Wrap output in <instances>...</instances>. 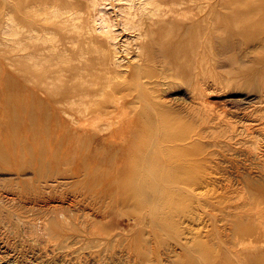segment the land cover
<instances>
[{
	"label": "rangeland",
	"instance_id": "obj_1",
	"mask_svg": "<svg viewBox=\"0 0 264 264\" xmlns=\"http://www.w3.org/2000/svg\"><path fill=\"white\" fill-rule=\"evenodd\" d=\"M42 1L49 2L47 8L60 4L59 0ZM77 1L85 31L91 28L95 13L88 0ZM181 1L185 4L171 14L167 26L164 28L162 16L155 17L154 35L142 40L149 44L153 59L146 67L152 78L147 89L152 100L144 106L141 99L127 98L128 104L120 110L109 109L107 123L93 118L92 129H87L91 135H104L112 121L118 124L134 119L149 144L161 132L155 114L166 118L176 133L190 137L186 144L189 156L184 161L189 167L184 173L189 185L181 196L157 207L165 215L169 212L175 227L169 228L157 218L150 204L143 210L131 204L107 208L106 201L100 205L82 199L76 194L80 178H71L72 166L64 163L55 167L59 177L54 173L52 178L63 179L65 186L43 190L35 201L9 202V192L37 177L29 170L22 174L11 170L13 159L18 164L26 162L20 156V148L26 144L19 141L9 146L0 129V264H255L256 257L247 263L246 253L264 256V0ZM97 2L108 9L111 19L126 5L124 1ZM197 2L202 5L201 13ZM37 5L38 0H0V100L9 96V116L0 102V122L5 125L10 115L25 118L27 103L50 113L52 103L74 84L71 70L79 68L83 77L87 75L86 60L75 54L76 30L71 18L61 13L60 18L54 17L49 10L47 15L38 14ZM114 30L116 42H129L130 50L119 54L116 64L107 60L105 73L94 67L93 73L102 77L127 71L129 64L138 61L133 53L135 34ZM161 32H168L175 45L196 42L198 48L176 54L177 61L166 66L162 63L166 57L161 51ZM86 36L98 37L97 33ZM93 57L99 58L97 54ZM83 84L89 88V81ZM14 98L16 102L11 103ZM93 99L102 100L98 96ZM147 105L153 109L149 111ZM57 109L70 110L66 106ZM62 117L69 121L66 115ZM61 152L51 155L59 157ZM194 182L200 188H194ZM35 186H43V182ZM194 191L204 192V197H196ZM171 192L178 193L175 188ZM50 205L62 208L66 218L72 214L84 217V222H75L78 229L84 224L83 228L37 241L32 229L43 213L37 217L31 210L44 212ZM242 241L250 243L251 249L237 245ZM185 243L189 248L200 245L204 252L192 254L184 249Z\"/></svg>",
	"mask_w": 264,
	"mask_h": 264
},
{
	"label": "bare ground",
	"instance_id": "obj_2",
	"mask_svg": "<svg viewBox=\"0 0 264 264\" xmlns=\"http://www.w3.org/2000/svg\"><path fill=\"white\" fill-rule=\"evenodd\" d=\"M59 1L60 4L56 8L52 4L47 8L49 2L38 0L36 13L43 15L50 13L58 18H60L59 13H61L71 18V27L76 30L74 35L76 43L74 45L77 53L75 54L78 55L79 59L86 60L87 75L86 78L83 77L78 70L79 68L75 69L77 71L71 70V80L74 84L71 88H65L62 91L63 97L60 100H55L52 103L53 108L50 113L42 111L35 104L27 103L24 107L26 110L25 118H20V115L15 117L13 114L14 116L10 115L12 118L9 119V124L5 125V123L0 122V129L9 146L15 145L19 141L26 144L20 148L21 159L24 158L26 162H22L21 165L13 159L10 163L11 170L17 173L21 172V174L25 170H29L37 177V180L33 182L17 185L14 190L9 192L6 199L8 198L9 202L23 201L25 198L35 201L41 198L43 190L55 191L54 186H65L66 183L63 179L52 177L54 173L59 172V169H55V167L63 163L64 165L70 164L72 166L69 173L71 178H80L78 180L80 190L76 194L82 196V199H93L100 205L106 201L107 208L119 204H131L143 210L146 205L150 204L156 210V217L167 222L169 228H174L175 223L169 218V212L165 215L158 211L157 207L168 202L169 198L172 200L175 196H181L186 191L185 186L189 185L186 183L188 180L184 178V173L189 167L184 165V161L189 156V149H187L186 144L188 141L190 142V137L176 133L168 120L164 117L156 118L153 110H151L154 114L153 118L161 125V128L159 127L161 132L149 144L146 134L140 133L139 124L134 119L127 120L126 118V121L120 122L114 119V122H118L115 124L111 120L114 117L111 118L113 125L110 124V127H106L108 132L104 135H91L87 129L91 128V119L93 118H95L94 121L107 123L111 117L109 109L120 110L128 104L127 98L141 99V102L144 101V106H146V103L151 99L147 89L152 85L150 82L152 78L148 76L149 72L146 67L153 63V59L150 56L149 44L142 43V40L151 37L153 34L151 27L156 23L153 21L155 17L162 16L164 18L165 28L171 14L174 15L175 10L185 3L181 0H113V2L124 1L126 5L119 7V15L116 14V18L111 19L106 7L97 0H88V7L94 11L95 17L91 28H86L84 31L81 18L82 8L78 1ZM109 6L115 5L109 4ZM201 6L197 2L196 9L199 13L202 12ZM48 10L49 13H47ZM115 28H120V33L135 34L136 43H134L133 53L138 61L136 64L130 62L127 71L115 74L108 72V76L102 77L99 73H93L94 67H100L99 71L105 73L108 70L105 68L106 65L104 66L107 60H112L116 64V61L121 58L119 54H123V52L128 54L130 50L129 42L126 41L122 45L116 42L118 36L115 34L117 32L114 30ZM89 33H97L98 37L88 38L86 35ZM167 33L161 32L159 35L161 51L166 57L162 63H166V66L176 62L180 52L198 48L196 42L192 45L184 42L175 45L174 40L172 37L169 38ZM99 37L102 39L100 40ZM40 40L42 39L40 38ZM139 40L140 42H138ZM107 46L110 47L107 54H102ZM94 54H97L99 58H94ZM61 56L62 54H58V57L62 59ZM83 81H89L88 87L94 86L96 89L90 90L85 86L83 87ZM118 94H122V96L116 97ZM97 96L102 100L96 102L93 98ZM109 96H114L115 99L110 101ZM6 97V100L1 99L0 102L7 116H9V96ZM14 100L15 98L11 103L16 102ZM58 106H66L70 110L59 111ZM147 108L149 111L153 109L148 105ZM11 113L14 112L11 111ZM62 115L69 117V121L64 119ZM34 150L38 154L31 153ZM59 151H62L59 157L51 155ZM9 157L11 156L9 155ZM39 181L43 182V186H35V183ZM169 184L172 185L171 188H167ZM180 184H184L183 188L182 186L179 187ZM193 184L194 188H200L199 183L195 185L194 182ZM173 188L178 192L177 194L171 192ZM194 194L199 198L200 196L204 197V192L194 191ZM31 211H36L34 214L37 217L40 216L39 213H43L39 217V222L34 225L35 229H32L33 235L37 237L39 242H43V239L50 240L48 235L74 234L84 225L78 229L75 222L83 221L84 217L72 214L71 216L67 215L66 218L62 208H57L55 205L46 207L44 212L38 211L37 208ZM19 214L23 215V213ZM22 228H25V225H22ZM184 228L187 230L186 226ZM97 232L100 233V230ZM238 243L237 245L242 246L245 250L251 249L248 248L250 243L245 245L247 241ZM184 245V249L192 254H194L193 251L204 252L200 249L202 248L200 245L190 246V248L188 244L185 243ZM252 257L257 259L255 264L264 263V256H249L246 253L245 260L247 263H250ZM187 264L192 263L189 261Z\"/></svg>",
	"mask_w": 264,
	"mask_h": 264
}]
</instances>
